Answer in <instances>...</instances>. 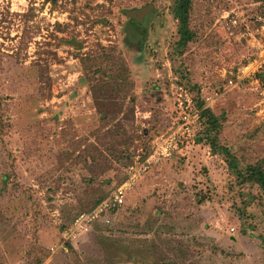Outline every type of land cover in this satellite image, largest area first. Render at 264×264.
<instances>
[{"label": "rangeland", "instance_id": "374dc122", "mask_svg": "<svg viewBox=\"0 0 264 264\" xmlns=\"http://www.w3.org/2000/svg\"><path fill=\"white\" fill-rule=\"evenodd\" d=\"M174 1L0 0V264H103L99 236L124 243L120 254L133 258L120 264H264L260 193L195 142L196 122L170 158L140 173L119 209L64 238L73 223L66 228L63 214H90L107 200L134 159L180 127L177 104L186 99L224 111L219 141L241 167L264 158V6L193 0L195 37L178 57ZM100 51L130 71L113 122L103 119L93 82L80 84L82 59Z\"/></svg>", "mask_w": 264, "mask_h": 264}, {"label": "trees", "instance_id": "16d2710c", "mask_svg": "<svg viewBox=\"0 0 264 264\" xmlns=\"http://www.w3.org/2000/svg\"><path fill=\"white\" fill-rule=\"evenodd\" d=\"M260 2L262 6H264V0H256ZM193 0H175L174 6L172 10L173 18L177 21V35L178 39L174 44L173 52L176 56H183L187 46L193 42L194 40V32L190 28V14L192 11ZM153 5L150 4L147 6L146 11H152ZM145 10H142L140 14H134L133 20H140L141 17H147L148 15L145 13ZM146 14V15H145ZM150 14V12H149ZM126 15L132 19V14L126 11ZM136 18V19H135ZM82 69L85 73V78L80 79V84H91L90 88L92 93H98L100 97H94L97 102V107L103 116V119H107L108 117H112V122L117 118V112L121 111L124 107L123 101H113L116 97H118L119 93L127 90L131 87L130 85V71L126 67V65L122 62L119 56L116 55L115 52H105L100 51L95 54H91L85 59L81 61ZM245 66V65H243ZM241 66V67H243ZM107 70V72H106ZM263 75H261L262 78ZM196 87H194L195 89ZM198 96V95H197ZM129 102L133 105L134 96L131 94L129 97ZM192 108L195 109L198 113V119L194 126H199V132L196 135L195 142L198 144H204L210 148V150L214 154H220L227 163V167L233 174L236 176V181L238 185L244 186L249 183L253 185L260 193L261 201H263V211H264V158L258 159L256 161H250L246 163L243 167L239 165L237 157L233 154L231 149L227 146H224L219 141V136L223 133L225 129V120L226 115L224 111H221L218 115L215 114L212 109L205 106L203 99L194 98L192 99ZM132 107H127L125 111L131 110ZM117 138V133H113ZM102 137L101 134L97 136ZM100 142V141H99ZM103 144V142H100ZM93 148V147H92ZM96 149V147H95ZM152 150V146L150 148L149 153L145 156L147 157ZM84 151V150H83ZM82 151V152H83ZM109 153L115 157L117 161L127 157L129 163L131 164L130 158L131 155L121 154L115 150H110ZM143 157V159L145 158ZM80 161L85 160L83 157H77ZM96 157L91 156V166H89V170L93 173L99 167H94ZM133 163V162H132ZM105 165L101 166L104 167ZM100 167V168H101ZM104 196L97 197L93 203L92 208L97 206L100 202H102ZM248 203V200L244 202L245 205ZM240 209V213H243L244 210ZM119 209V207L111 208V210ZM82 210L79 209L74 215H71L69 212L63 214L65 216L66 228L70 226L78 216L82 214ZM120 240L105 236H99L97 239V244L99 248L103 252V264H120L131 262L133 256L131 254L122 255L119 250L124 248V243L119 242ZM139 243H144L145 245H149L146 239L139 240ZM67 246L72 249V245L67 244ZM154 247L152 251H155ZM114 251H117L113 253ZM125 257V258H123ZM157 263L158 259L155 258ZM164 264H172L169 262H165Z\"/></svg>", "mask_w": 264, "mask_h": 264}, {"label": "built area", "instance_id": "2783aa9c", "mask_svg": "<svg viewBox=\"0 0 264 264\" xmlns=\"http://www.w3.org/2000/svg\"><path fill=\"white\" fill-rule=\"evenodd\" d=\"M190 104L192 105V101L188 99L185 100V105H183V103L181 102L177 104V108L182 110V122L180 124V127L177 130L175 129V131L172 133L162 135L155 139L152 143L151 153L143 160L140 161V157H136L133 161V164L128 168V171L126 172V179L113 190L109 198L102 202L96 208V210H94L90 214H81L80 216H78V218L73 222V225H71L68 231L65 233V239H74L79 234L86 232L88 230L87 226L93 220H95V217L98 218L102 214V212H106L111 208L122 206L128 191L134 186L135 181L141 175L140 173H145L146 170H149L152 166L158 164L164 159H168L171 157L173 152L178 147L179 134L181 136H184L191 132V126L198 119V114L195 109H193V115L185 113L184 108L189 107Z\"/></svg>", "mask_w": 264, "mask_h": 264}, {"label": "water", "instance_id": "95a60500", "mask_svg": "<svg viewBox=\"0 0 264 264\" xmlns=\"http://www.w3.org/2000/svg\"><path fill=\"white\" fill-rule=\"evenodd\" d=\"M147 11L145 10V13H146Z\"/></svg>", "mask_w": 264, "mask_h": 264}]
</instances>
